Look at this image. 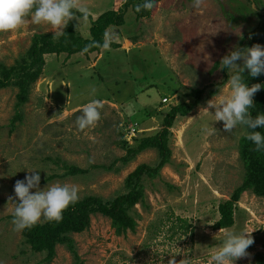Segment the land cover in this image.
<instances>
[{"label":"rangeland","instance_id":"1","mask_svg":"<svg viewBox=\"0 0 264 264\" xmlns=\"http://www.w3.org/2000/svg\"><path fill=\"white\" fill-rule=\"evenodd\" d=\"M255 1L203 0L193 7V0H159L148 17L139 19L129 6L124 23L106 30L116 36L110 49L87 56H45L42 73L22 106L23 120L14 129L9 121L17 89H0V264H34L45 256L14 231L15 202L9 197L15 195L16 180L36 169L41 189L75 185L79 199H109L124 192L126 175L140 163H154L157 152L146 149L123 163L122 143L133 147L141 137L158 131L171 106L192 102V96H185L192 88L202 89L201 100L185 116L174 118L168 141L171 161L157 176H144L143 200L131 213L135 227L117 233L109 218L91 213L88 228L70 234L77 255L83 264H168L173 256L177 262L208 264L222 243L219 230L229 229L253 231L250 259L234 264L256 263V254L264 253L263 197L242 192L232 226L213 227L218 203L229 199L243 179L240 141L246 131L238 125L225 132L223 122L215 121V110L203 109L213 97L230 94L229 78L222 82L218 66L260 20L255 8L264 9V0ZM124 2L80 0L90 15L86 21H75L76 31L87 37L90 20L118 10ZM34 33L53 34L49 25H34L30 18L19 29L0 33V63L14 64ZM92 101L103 104L100 120L81 131L76 119ZM64 163L89 171L43 182L50 174H62ZM94 164L113 165L107 170ZM181 220L185 228H179ZM48 264H73V256L57 244Z\"/></svg>","mask_w":264,"mask_h":264},{"label":"trees","instance_id":"2","mask_svg":"<svg viewBox=\"0 0 264 264\" xmlns=\"http://www.w3.org/2000/svg\"><path fill=\"white\" fill-rule=\"evenodd\" d=\"M159 0H153L155 4ZM253 0H249L252 2ZM142 0H125L118 10H106L100 13L95 19L90 20L88 36L83 37L76 31V20L69 22L64 29L65 33L54 39L52 33H34L31 36L30 44L24 54L15 60L12 65L0 63V89L15 87L14 114L9 123L11 129L15 128L16 122L23 120L22 106L28 99L32 84L40 77L45 64V56L49 54L64 53L67 57L76 53L87 56L89 53L99 51L102 46H96L95 42L103 45L104 35L109 26H120L124 23V15L129 6L135 12L136 18L148 17L150 10H136L137 4H142ZM254 5L256 1L254 0ZM260 20L246 34L242 43L237 48L251 47L253 44L264 46V9L255 8ZM251 37V38H250ZM222 65L218 66L221 70ZM227 68L221 70L224 79H228ZM243 82L251 87L252 84L259 83L261 89L254 95V107L250 108L252 116L264 114V74L258 77H251L246 69L243 73ZM202 89L192 88L185 96H192V102H181L170 107L162 117L161 127L158 131L150 133L140 138L133 147H127L126 154L120 157L123 163L133 159L136 154L146 149H155L157 152L156 161L153 163H140L124 179V192L104 199L97 195H86L74 204H70L63 212V219L60 222H40L30 229L21 232L24 242L30 245L35 252H44L45 256L34 264H48L55 255V246L64 245L73 256V264H83L77 255L71 233H79L87 229L90 224V214L99 213L111 221V226L117 233L127 229H133L136 225L131 213H136L134 206L143 200L144 176L155 177L166 164L170 163L171 150L169 148V128L172 126L176 116H185L201 100ZM246 133L240 141V159L245 167V173L241 183L234 189L230 198L218 203L217 210L219 218L214 222V228H226L234 223L236 203L241 193L250 190L254 195L264 197V150L256 151L255 145L246 138L247 133L254 131L243 126ZM256 131L264 135V128H257ZM110 166L99 164L91 165L93 168L111 169ZM62 174H50L43 182L62 175H84L88 168H81L74 164L63 165ZM12 216V215H11ZM179 228H185V220L180 221ZM188 227V226H186ZM264 264V253L256 254V263Z\"/></svg>","mask_w":264,"mask_h":264},{"label":"clouds","instance_id":"3","mask_svg":"<svg viewBox=\"0 0 264 264\" xmlns=\"http://www.w3.org/2000/svg\"><path fill=\"white\" fill-rule=\"evenodd\" d=\"M202 2L203 0H193V7H199ZM153 7V0H144V3L136 5V10H150ZM89 15L88 8L81 5L80 0H0V33L15 31L30 18L34 25H49L53 38L57 39L65 33L64 29L71 20L75 19L81 23L86 21ZM115 39L114 33L106 32L103 45L95 43L96 46L110 49ZM220 63L221 70L235 69L234 73H228L230 94L219 99L213 97L203 109H214V114L211 113L215 121H222L223 129L227 133H231L238 125L253 129L254 131L247 133L246 138L255 145L256 151L264 150V135L256 131L258 127L264 128V114L253 117L249 111L254 107L253 97L262 85L255 83L249 87L243 82L242 75L246 69L251 77L264 74V46L257 43L251 47L235 48L224 55ZM102 108L103 104L99 101L85 105L81 109L82 114L76 119L77 127L81 131L94 127L100 120ZM130 132L134 133V129ZM28 172L24 179L15 181V195L9 197V200L15 202L12 224L14 231L18 232L34 227L42 218L44 222H60L63 212L79 199V189L75 185L54 184L41 189L40 173L36 169H28ZM31 189L35 191L32 192ZM219 231L222 233V243L211 254L208 264H234L238 259H250L248 248L254 244L253 231ZM168 264H188V261L182 259L177 262L173 256L168 260Z\"/></svg>","mask_w":264,"mask_h":264}]
</instances>
